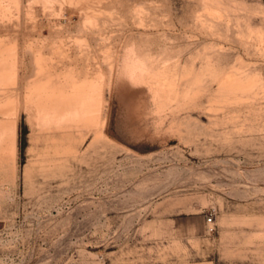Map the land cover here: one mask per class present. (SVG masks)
<instances>
[{
    "label": "rangeland",
    "instance_id": "obj_1",
    "mask_svg": "<svg viewBox=\"0 0 264 264\" xmlns=\"http://www.w3.org/2000/svg\"><path fill=\"white\" fill-rule=\"evenodd\" d=\"M0 264H264V0H0Z\"/></svg>",
    "mask_w": 264,
    "mask_h": 264
},
{
    "label": "built area",
    "instance_id": "obj_2",
    "mask_svg": "<svg viewBox=\"0 0 264 264\" xmlns=\"http://www.w3.org/2000/svg\"><path fill=\"white\" fill-rule=\"evenodd\" d=\"M208 220H209V222H212V219L211 218H209Z\"/></svg>",
    "mask_w": 264,
    "mask_h": 264
}]
</instances>
